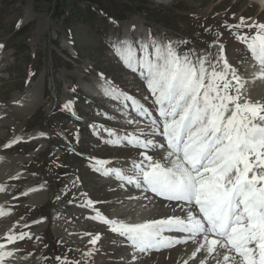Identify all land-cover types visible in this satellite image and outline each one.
<instances>
[{"label":"rangeland","instance_id":"1","mask_svg":"<svg viewBox=\"0 0 264 264\" xmlns=\"http://www.w3.org/2000/svg\"><path fill=\"white\" fill-rule=\"evenodd\" d=\"M146 1L113 0L116 18L110 16L104 26L99 20L88 26L66 21L72 0H0V242L6 234L31 235L7 245L6 251L16 250L5 258L7 264H183L190 256L176 245L136 252L133 261L126 238L90 219L92 208L80 207L91 199L110 219L142 222L148 212L163 218L157 196L148 192L145 199L143 189L122 188L114 175L103 174L106 168H126L139 151L126 142L107 143V129L123 136L139 134L140 128L147 132L149 124L130 102L105 92L114 85L158 116L146 81L125 67L113 46L130 40L140 55L136 41L154 38L172 41L179 54L211 52L215 59L219 45L213 41L219 40L229 63L245 78L247 97L264 102V78L252 72L256 61L235 38L237 30L224 26L241 16L249 23L264 22V8L261 0ZM81 4L98 7L96 2ZM130 6L134 12L123 11ZM96 159L109 163L97 171ZM85 233L101 235L91 257L83 255L91 247L88 239L78 238Z\"/></svg>","mask_w":264,"mask_h":264},{"label":"snow or ice","instance_id":"2","mask_svg":"<svg viewBox=\"0 0 264 264\" xmlns=\"http://www.w3.org/2000/svg\"><path fill=\"white\" fill-rule=\"evenodd\" d=\"M224 26L237 30L235 38L258 65L256 77L264 78V22L249 23L241 16L236 24L225 22ZM242 28L254 31L243 33ZM213 44L219 45L215 59L211 52L179 54L172 41L161 43L154 38L136 41L140 55L131 41L113 46L125 67L146 81L158 116L114 85L105 92L114 100L130 102L133 111L147 117L149 124L147 132L140 128L139 134L123 136L107 129V143L126 142L139 151L126 168H106L103 174L114 175L122 188L127 184L143 189L145 199L150 192L180 207V214L125 222L106 217L93 207L96 202L84 200L80 207L95 212L90 219L126 238L133 261L136 252L185 245L192 250L183 264H197V260L209 264V258L216 264H264V102L247 97L245 78L229 63L224 45L219 40ZM70 105L71 101L64 107ZM148 150L153 151L149 154ZM157 151L163 155L158 156ZM108 163L96 159L95 170ZM85 235L91 247L83 255L91 257L101 235ZM25 237L30 239V233L6 234L0 242V264H7L5 258L16 251H6L7 245Z\"/></svg>","mask_w":264,"mask_h":264},{"label":"trees","instance_id":"3","mask_svg":"<svg viewBox=\"0 0 264 264\" xmlns=\"http://www.w3.org/2000/svg\"><path fill=\"white\" fill-rule=\"evenodd\" d=\"M83 1L96 2L98 4L97 8L91 7L89 4L82 5ZM106 4L99 0H72L68 12H66V21L72 20L74 23H87L92 24L94 21H101L102 26L105 25L107 19L112 16L115 17V12L117 8H114L113 0H105ZM133 3L147 4L146 0H132ZM134 8L130 6L129 8H124L123 11L134 12ZM114 15H112V14ZM116 18V17H115Z\"/></svg>","mask_w":264,"mask_h":264},{"label":"bare ground","instance_id":"4","mask_svg":"<svg viewBox=\"0 0 264 264\" xmlns=\"http://www.w3.org/2000/svg\"><path fill=\"white\" fill-rule=\"evenodd\" d=\"M260 5H261V7H263L264 8V0H261L260 1ZM140 28L141 29H143L141 26H140ZM128 41H130V40H128ZM255 66V65H254ZM258 70V65H256L255 66V68L253 69V73L255 74L256 73V71ZM261 79V78H260ZM259 81V80H258ZM259 83H261V82H259ZM254 99H256V98H254ZM128 115V114H127ZM137 117V116H136ZM149 154H151V151L149 152ZM158 154V153H157ZM156 197V196H155ZM151 198V197H150ZM149 198V199H150ZM153 198V197H152ZM151 198V199H152ZM159 199H161V200H159V204L161 205V208H162V210L160 211V213L163 215V217H165V216H168V215H173L174 213L175 214H180V207L178 206V204H177V202H175V201H168V200H166V199H164V198H162V197H158ZM144 199V198H143ZM34 201H36L35 199H34ZM152 204V203H151ZM146 205V204H145ZM125 207V206H124ZM145 208V210H147V208H148V206H144ZM139 208H141V207H139ZM159 208V207H158ZM82 210H84V209H86L87 211H89L87 208H85V207H82L81 208ZM142 209V208H141ZM141 209H140V211H141ZM144 210V212L143 213H145L146 211ZM149 210V209H148ZM147 210V211H148ZM150 211V210H149ZM93 212V215L95 214V212L94 211H92ZM149 214L147 215V217H145V220H148V219H156L159 215L157 214V213H154V212H148ZM145 215H146V213H145ZM141 216V215H140ZM158 219V218H157ZM138 222H140V221H138ZM78 237V236H77ZM78 238H80V239H83V238H85V239H89V237L88 236H86V235H81V236H79ZM182 246V245H181ZM185 250H186V253L187 254H189L190 255V253H191V250H192V248H191V246H185V245H183L182 246ZM181 248V247H180ZM185 253V252H184ZM183 258H184V256H183ZM201 259L203 258V257H200ZM221 259H222V254H221V257H220ZM213 260V259H212ZM211 259H210V261H209V264L211 263V261H212ZM199 262V261H198ZM215 263V262H214ZM213 263V264H214ZM216 264V263H215Z\"/></svg>","mask_w":264,"mask_h":264}]
</instances>
